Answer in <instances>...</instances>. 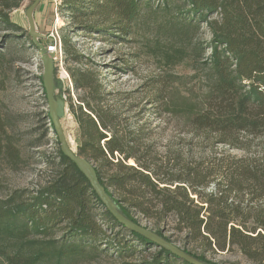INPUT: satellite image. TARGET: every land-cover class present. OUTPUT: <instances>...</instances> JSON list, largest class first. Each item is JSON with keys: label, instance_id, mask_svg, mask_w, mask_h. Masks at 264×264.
I'll return each instance as SVG.
<instances>
[{"label": "trees", "instance_id": "trees-1", "mask_svg": "<svg viewBox=\"0 0 264 264\" xmlns=\"http://www.w3.org/2000/svg\"><path fill=\"white\" fill-rule=\"evenodd\" d=\"M179 1L180 26L195 29L203 23L210 34L207 43L192 44L191 67L202 73L205 91L183 109L188 133L244 154L233 156L224 168L219 164L218 177L196 167L165 176L154 156L140 154L134 140L118 130L109 93L90 68L70 73L82 92L75 106L68 96L79 128L77 153L93 164L107 193L134 222L141 224L139 214L152 222L144 226L209 264H219L214 254L234 250L253 264H264V0ZM22 2L0 0V68L14 58L11 43L22 28L11 13ZM56 5L76 24L83 21L82 29L122 39L138 22L144 3L58 0ZM60 43L78 63L68 39ZM19 46L33 49L40 67L38 47L31 40ZM41 73L36 79L47 105ZM45 116L55 135L48 112ZM0 155L12 170L23 159L1 114ZM40 155L45 172L35 186L13 188L0 197V264H189L119 224L56 139L54 150Z\"/></svg>", "mask_w": 264, "mask_h": 264}, {"label": "rangeland", "instance_id": "rangeland-1", "mask_svg": "<svg viewBox=\"0 0 264 264\" xmlns=\"http://www.w3.org/2000/svg\"><path fill=\"white\" fill-rule=\"evenodd\" d=\"M42 1L47 7L42 12L40 4L35 10L37 31L46 35L55 31L59 38H67L70 52L75 50L78 55L77 63L61 48L62 61H54V73L63 81L66 101L61 125L73 150L77 152L79 128L68 108V96L75 106L82 92L74 87L70 73L75 68H90L97 71L109 93L107 103L118 115V130L127 140H134L140 154L154 156L165 176H177L196 167L204 172L213 170L218 177L219 164L224 168L233 156L244 154L188 133V117L183 109L188 103H196L205 91L202 73L191 67L192 44L207 43L210 34L203 23L195 29L180 26L184 11L177 7L179 0H143L138 22L122 39L101 35L95 29H82L83 21L76 24L68 13L60 11L58 0H51L53 5L50 0ZM31 2L27 0L22 11L16 13L20 15L14 19L22 30L15 33L19 37L11 43L15 55L12 62L0 68V79L4 80L0 114L23 158L19 168L12 170L0 155V197L13 188L35 186L45 172L40 154L55 148L56 137L49 128L47 105L41 101L36 79L42 66L35 65L37 55L33 49L23 51L19 46H27L31 40L24 14ZM136 216L142 225L151 226V221ZM213 258L219 264H253L236 250L214 254ZM97 264L109 262L102 260Z\"/></svg>", "mask_w": 264, "mask_h": 264}, {"label": "water", "instance_id": "water-1", "mask_svg": "<svg viewBox=\"0 0 264 264\" xmlns=\"http://www.w3.org/2000/svg\"><path fill=\"white\" fill-rule=\"evenodd\" d=\"M40 2L41 0H32V2L25 8L24 14L27 21V33L31 38V41L39 49L42 65L41 81L46 96L48 117L52 122L53 131L60 151L63 155L69 158L85 176L101 203L119 224L126 229L139 234L157 246L184 259L189 264H209L183 251L178 245L169 242L150 228L136 223L127 217L119 207L118 203L109 193H107L105 187L100 183L93 164L70 147L61 125V119L65 116L66 110V101L63 96V81L54 73V54L46 51L45 46L38 42L39 39H46L48 42L51 40L48 35L38 32L36 29L33 14L35 8Z\"/></svg>", "mask_w": 264, "mask_h": 264}, {"label": "built area", "instance_id": "built-area-1", "mask_svg": "<svg viewBox=\"0 0 264 264\" xmlns=\"http://www.w3.org/2000/svg\"><path fill=\"white\" fill-rule=\"evenodd\" d=\"M51 40L47 43L45 46L46 51L49 53L54 54V61L60 62L62 59L61 57V43H60V38L57 36L55 31H50L49 34H47Z\"/></svg>", "mask_w": 264, "mask_h": 264}, {"label": "crops", "instance_id": "crops-1", "mask_svg": "<svg viewBox=\"0 0 264 264\" xmlns=\"http://www.w3.org/2000/svg\"><path fill=\"white\" fill-rule=\"evenodd\" d=\"M26 1H27V0H23L21 6H23V4H25ZM41 1H42V0H41ZM54 1H55V0H54ZM48 2H49L50 5L52 4L51 0L48 1ZM42 3H44V2H43V1L40 2V3L37 5V7L35 8V10H36V9H39V5H40V4L42 5ZM41 5H40V6H41ZM52 5H53V4H52ZM21 6H20V8L15 9V10L11 13V19H12V21H14L16 24H18V23H17V20L15 21L14 18L20 15V14L17 15L16 13H17V12L19 13V12L22 11V10H21V8H22ZM42 6H43V7H42ZM42 6H41V8H43V9H42V12H45L47 6H46V4H44V5H42ZM35 10H34V14H35ZM34 14H33V16H34ZM34 21H35V19H34ZM35 24H36V23H35Z\"/></svg>", "mask_w": 264, "mask_h": 264}]
</instances>
